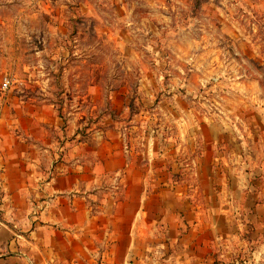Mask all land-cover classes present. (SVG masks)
<instances>
[{
  "label": "rangeland",
  "instance_id": "374dc122",
  "mask_svg": "<svg viewBox=\"0 0 264 264\" xmlns=\"http://www.w3.org/2000/svg\"><path fill=\"white\" fill-rule=\"evenodd\" d=\"M4 75L119 147L163 259L264 264V0H0Z\"/></svg>",
  "mask_w": 264,
  "mask_h": 264
},
{
  "label": "crops",
  "instance_id": "0c3cea01",
  "mask_svg": "<svg viewBox=\"0 0 264 264\" xmlns=\"http://www.w3.org/2000/svg\"><path fill=\"white\" fill-rule=\"evenodd\" d=\"M16 84L0 101V264H198L163 259L160 248L176 240L151 220L145 190L120 186L117 145L98 143L97 130L89 148L76 127L60 128L53 105ZM125 172L135 180L134 168Z\"/></svg>",
  "mask_w": 264,
  "mask_h": 264
},
{
  "label": "built area",
  "instance_id": "2783aa9c",
  "mask_svg": "<svg viewBox=\"0 0 264 264\" xmlns=\"http://www.w3.org/2000/svg\"><path fill=\"white\" fill-rule=\"evenodd\" d=\"M16 83L12 76L4 77L0 81V96L4 97L12 88V86Z\"/></svg>",
  "mask_w": 264,
  "mask_h": 264
}]
</instances>
